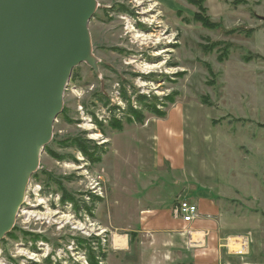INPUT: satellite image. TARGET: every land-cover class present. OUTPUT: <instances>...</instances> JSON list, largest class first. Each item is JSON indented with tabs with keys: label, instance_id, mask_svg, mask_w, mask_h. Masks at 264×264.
<instances>
[{
	"label": "rangeland",
	"instance_id": "rangeland-1",
	"mask_svg": "<svg viewBox=\"0 0 264 264\" xmlns=\"http://www.w3.org/2000/svg\"><path fill=\"white\" fill-rule=\"evenodd\" d=\"M89 29L95 62L73 69L1 258L107 264L130 250L137 207L157 180L182 175L155 150L159 130L179 132L168 146L183 135L186 189L238 199L244 220L249 205L264 216V0H97ZM78 137L87 154L70 145Z\"/></svg>",
	"mask_w": 264,
	"mask_h": 264
},
{
	"label": "water",
	"instance_id": "water-1",
	"mask_svg": "<svg viewBox=\"0 0 264 264\" xmlns=\"http://www.w3.org/2000/svg\"><path fill=\"white\" fill-rule=\"evenodd\" d=\"M97 0H0V241L53 139L73 69L92 56Z\"/></svg>",
	"mask_w": 264,
	"mask_h": 264
},
{
	"label": "crops",
	"instance_id": "crops-1",
	"mask_svg": "<svg viewBox=\"0 0 264 264\" xmlns=\"http://www.w3.org/2000/svg\"><path fill=\"white\" fill-rule=\"evenodd\" d=\"M155 134V139H161L155 150L164 161L171 159L173 167L168 170L182 175L157 180L150 204L137 207L140 224L133 232L135 242L130 250L111 257L113 260L108 258L107 264H264V216L256 211L251 213L249 205L246 211L250 216L244 220L243 208L235 202L238 199L232 198L233 204H228L224 195L217 196L211 191L197 194L190 186L186 189L187 174L191 173L183 135L179 138L181 146H168V142L179 136L178 131L159 130ZM177 184L182 189L175 194L173 187ZM183 200L198 207L193 222H185L177 213L178 204Z\"/></svg>",
	"mask_w": 264,
	"mask_h": 264
},
{
	"label": "built area",
	"instance_id": "built-area-1",
	"mask_svg": "<svg viewBox=\"0 0 264 264\" xmlns=\"http://www.w3.org/2000/svg\"><path fill=\"white\" fill-rule=\"evenodd\" d=\"M30 186H31V184H29L28 188H30ZM41 190H42V186L40 184L38 186H34L32 188L31 191H33L32 193L36 197V199L40 195ZM27 191H28V189H27ZM29 194H30V192H29ZM41 199L42 200L38 201L39 203L40 202H47L48 203V201H50V198L47 196H43ZM25 200H26V198H25ZM20 211H21V209H20ZM177 213L180 214L181 218L185 222H188V223L193 222L198 215V207H197V205H195V204H193L187 200L186 201L183 200L178 204ZM242 253H243V251L240 250L239 254H242ZM1 256H2V253L0 252V264H15L14 261L6 260L4 258H1ZM25 263H26V261H24L22 264H25Z\"/></svg>",
	"mask_w": 264,
	"mask_h": 264
},
{
	"label": "trees",
	"instance_id": "trees-1",
	"mask_svg": "<svg viewBox=\"0 0 264 264\" xmlns=\"http://www.w3.org/2000/svg\"><path fill=\"white\" fill-rule=\"evenodd\" d=\"M204 26H212V24H210L209 21H207V19L202 18V20H200ZM140 104H142V106H146L148 107V110L150 111H154V106H149V104L145 103L144 100H140ZM143 109V108H142ZM129 111H131V113L134 114L133 118H131L130 121L134 120V121H141L143 119V115L142 113H140L141 110H136L135 108L129 107ZM155 112V111H154ZM159 116H165V112H158ZM111 126L114 128H118L121 126V123L118 120H114L111 123ZM89 140H85V139H81L80 137L78 138H73L72 143H70V145L72 146H76L81 152H83L84 154H87L88 151L90 150V145L87 144ZM68 196H66L67 198ZM16 237V236H14ZM93 262V261H92Z\"/></svg>",
	"mask_w": 264,
	"mask_h": 264
},
{
	"label": "bare ground",
	"instance_id": "bare-ground-1",
	"mask_svg": "<svg viewBox=\"0 0 264 264\" xmlns=\"http://www.w3.org/2000/svg\"><path fill=\"white\" fill-rule=\"evenodd\" d=\"M137 37H143L142 35L137 36ZM99 137V135H95V138ZM120 240V238H118Z\"/></svg>",
	"mask_w": 264,
	"mask_h": 264
}]
</instances>
